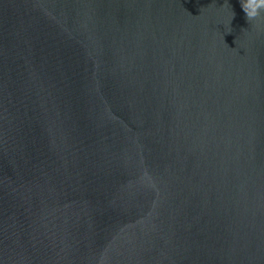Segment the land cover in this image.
<instances>
[{
  "label": "water",
  "instance_id": "water-1",
  "mask_svg": "<svg viewBox=\"0 0 264 264\" xmlns=\"http://www.w3.org/2000/svg\"><path fill=\"white\" fill-rule=\"evenodd\" d=\"M0 264H264V12L0 0Z\"/></svg>",
  "mask_w": 264,
  "mask_h": 264
},
{
  "label": "clouds",
  "instance_id": "clouds-1",
  "mask_svg": "<svg viewBox=\"0 0 264 264\" xmlns=\"http://www.w3.org/2000/svg\"><path fill=\"white\" fill-rule=\"evenodd\" d=\"M241 8L247 20H253L264 12V0H241Z\"/></svg>",
  "mask_w": 264,
  "mask_h": 264
}]
</instances>
